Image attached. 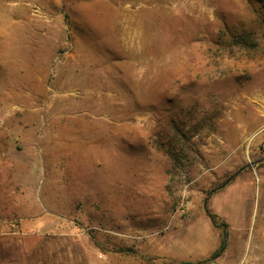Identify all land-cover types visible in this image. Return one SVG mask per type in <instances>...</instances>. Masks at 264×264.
I'll use <instances>...</instances> for the list:
<instances>
[{"label":"rangeland","instance_id":"obj_1","mask_svg":"<svg viewBox=\"0 0 264 264\" xmlns=\"http://www.w3.org/2000/svg\"><path fill=\"white\" fill-rule=\"evenodd\" d=\"M260 108L264 0H0V264H264Z\"/></svg>","mask_w":264,"mask_h":264},{"label":"crops","instance_id":"obj_2","mask_svg":"<svg viewBox=\"0 0 264 264\" xmlns=\"http://www.w3.org/2000/svg\"><path fill=\"white\" fill-rule=\"evenodd\" d=\"M260 113L258 114L259 117H264V109L260 108ZM264 119V118H263ZM261 135H260V138H262L264 140V125H262V130H261ZM8 136L4 135L3 134H0V165H1V160L5 158V153H4V149L7 148L8 151L10 152H14V151H17V148L16 147H11V145H8L9 140L10 139V136L7 138ZM251 171L253 173H256L258 175V179H259V185H258V201H257V207H258V210L260 209L261 212L263 213V216H261L262 219H264V146L263 148L260 150V152L257 154L256 158L251 162L249 163V166H247L245 169H242L238 172L237 175H239L241 172H244V171ZM236 175V176H237ZM235 176V177H236ZM233 180V179H232ZM261 195V197H260ZM260 197V198H259ZM150 219V218H148ZM142 223L145 224V221L141 220ZM128 231L131 229L129 226L127 227ZM132 231V229H131ZM133 231H139L141 233H145L146 232V228L143 226L142 228L140 229H137V228H133ZM130 232V231H129ZM158 234V233H157ZM254 234L256 235V239H260V237H264V227H262L261 225H259L257 227V229L254 230ZM240 236H233L231 241H229V248H232V249H235L238 245H239V238ZM258 242V241H257ZM256 243L255 247H254V252L252 254L253 257H252V261L255 262L257 259H258V256H260V252L258 251V243ZM84 250V254L88 255V262L91 261V259H93L94 257H96V259H100V260H104L105 262H107L106 264H132L128 261L129 258H126V262L122 261L121 262H114L112 261V257L110 255V251H101V255H103V258H98L96 256V252H95V249L89 247V248H83ZM105 252V253H104ZM235 252V250H234ZM243 254V253H242ZM242 254H239L237 255V257L234 258V264H241L242 262ZM251 261V262H252ZM134 264V263H133ZM255 264V263H253Z\"/></svg>","mask_w":264,"mask_h":264},{"label":"trees","instance_id":"obj_3","mask_svg":"<svg viewBox=\"0 0 264 264\" xmlns=\"http://www.w3.org/2000/svg\"><path fill=\"white\" fill-rule=\"evenodd\" d=\"M245 167H247V165L241 167L240 169L236 170L234 173H232L231 175H229V176H228L226 179H224V180H223V181H222L217 187H215V188H213V189H210V190L208 191V194H210L211 192L215 191L216 189H220V188H222L224 185H226L227 183H229L232 179L235 178V176L238 174V172H239L240 170L244 169ZM207 214H208V216L210 217L211 222H212L213 224H215V223H216V219H215V217H214L213 215L209 214V213H207ZM223 248H224V239H222V241H221L219 247L213 252L212 255H213V256H217ZM168 264H195V263H193V262H186V261H180V262H177V263H168Z\"/></svg>","mask_w":264,"mask_h":264},{"label":"water","instance_id":"obj_4","mask_svg":"<svg viewBox=\"0 0 264 264\" xmlns=\"http://www.w3.org/2000/svg\"><path fill=\"white\" fill-rule=\"evenodd\" d=\"M224 227V226H223ZM223 234H224V232H223Z\"/></svg>","mask_w":264,"mask_h":264}]
</instances>
